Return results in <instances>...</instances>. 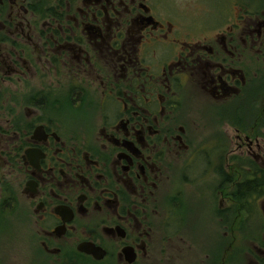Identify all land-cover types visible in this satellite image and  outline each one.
<instances>
[{"label":"flooded vegetation","instance_id":"flooded-vegetation-1","mask_svg":"<svg viewBox=\"0 0 264 264\" xmlns=\"http://www.w3.org/2000/svg\"><path fill=\"white\" fill-rule=\"evenodd\" d=\"M0 209L39 264H264V0H0Z\"/></svg>","mask_w":264,"mask_h":264},{"label":"rangeland","instance_id":"rangeland-1","mask_svg":"<svg viewBox=\"0 0 264 264\" xmlns=\"http://www.w3.org/2000/svg\"><path fill=\"white\" fill-rule=\"evenodd\" d=\"M219 14L220 10L216 8L214 15L209 17L206 22H214L215 17ZM215 142L217 141L212 143ZM21 219L18 215H9L6 214L5 209H0V264H8L11 261L14 264H25L26 258H28L26 264L40 263L38 255L35 252L38 238L36 228H29L32 226L29 221L22 224ZM195 228H201L200 230L204 234L210 231V228H208L206 222L201 217H199L195 224ZM208 234L212 235L211 232ZM201 241L199 240L197 243L199 246L202 245Z\"/></svg>","mask_w":264,"mask_h":264},{"label":"trees","instance_id":"trees-1","mask_svg":"<svg viewBox=\"0 0 264 264\" xmlns=\"http://www.w3.org/2000/svg\"><path fill=\"white\" fill-rule=\"evenodd\" d=\"M253 187H254V185H253ZM242 191H243V190L241 189L240 192H242Z\"/></svg>","mask_w":264,"mask_h":264}]
</instances>
